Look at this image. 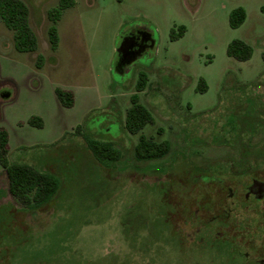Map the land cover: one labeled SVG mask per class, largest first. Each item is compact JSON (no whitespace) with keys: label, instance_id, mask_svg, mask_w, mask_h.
<instances>
[{"label":"rangeland","instance_id":"1","mask_svg":"<svg viewBox=\"0 0 264 264\" xmlns=\"http://www.w3.org/2000/svg\"><path fill=\"white\" fill-rule=\"evenodd\" d=\"M22 1L38 48L17 52L0 22V130L10 163L51 174L60 188L49 204L23 210L0 166V264H252L236 255L227 224L206 218L210 176L237 156L226 146L252 131L264 139V0H74L56 24L55 51L48 11L59 0ZM238 7L245 21L232 29ZM143 28L154 50L122 66L123 36ZM234 40L251 48L249 60L228 57ZM56 89L72 95L71 107ZM134 94L152 123L133 135L125 117ZM141 136L167 154L136 160ZM90 141L113 143L121 159L99 163Z\"/></svg>","mask_w":264,"mask_h":264},{"label":"trees","instance_id":"2","mask_svg":"<svg viewBox=\"0 0 264 264\" xmlns=\"http://www.w3.org/2000/svg\"><path fill=\"white\" fill-rule=\"evenodd\" d=\"M74 5V0H59L58 6L48 11L50 26L48 39L51 49L58 47L59 37L56 24L62 16V12ZM264 12V8H262ZM245 21V11L238 7L229 15V26L232 29L239 28ZM0 22L13 33L14 48L19 53H33L38 48L37 37L29 25V8L22 0H0ZM181 37L184 28H179ZM228 57L244 62L252 55L251 48L240 40L232 41L227 47ZM41 59V58H39ZM40 67V64H37ZM146 80L141 76L137 82V92L144 90ZM56 96L64 107L73 104L72 95L62 90H55ZM132 107L125 117V129L130 134H138L143 128L152 123V118L147 110L139 105L138 95L131 97ZM34 119L31 120L33 122ZM40 123V121H39ZM40 126V124L38 125ZM8 136L0 130V166L5 171L8 180V192L17 205L23 210L33 211L43 205L52 202L59 192L60 183L51 174L40 172L25 164L10 163L7 159ZM88 149L94 158L103 165H115L121 159V153L113 143L90 141ZM168 152L165 143H156L152 138L141 136L138 144L134 147V156L138 161H151L164 157Z\"/></svg>","mask_w":264,"mask_h":264},{"label":"flooded vegetation","instance_id":"3","mask_svg":"<svg viewBox=\"0 0 264 264\" xmlns=\"http://www.w3.org/2000/svg\"><path fill=\"white\" fill-rule=\"evenodd\" d=\"M126 36L129 50L120 54L119 62L122 66L134 63L137 57L140 58L145 52L155 48V41L149 32L132 30L123 37ZM258 134V131H252L251 134H246L247 141L237 142L239 145L236 147L226 146L227 149H236L237 156L228 158L226 155L220 177L213 174L210 176V205L215 202V208L211 206L214 216L208 215L206 218L207 223L211 220L227 224L225 233L232 239L230 242L237 245L236 255L244 260L251 259L252 264H264V139L254 142ZM244 213L251 214L250 220ZM233 214H239L242 218L240 231H236L241 225L235 223L236 215ZM244 228L249 230L248 233L251 232V235H245L246 238L240 236L244 233ZM247 238L249 242L245 244ZM245 245L252 246L255 252L250 254L245 250Z\"/></svg>","mask_w":264,"mask_h":264},{"label":"water","instance_id":"4","mask_svg":"<svg viewBox=\"0 0 264 264\" xmlns=\"http://www.w3.org/2000/svg\"><path fill=\"white\" fill-rule=\"evenodd\" d=\"M127 37L128 36H126V38L123 37L122 40H121V42H120V44H119V46H118L117 52L119 53V55L121 53H125L127 50H129V47H128V38ZM8 97H9V95H5L4 96V98H8Z\"/></svg>","mask_w":264,"mask_h":264},{"label":"crops","instance_id":"5","mask_svg":"<svg viewBox=\"0 0 264 264\" xmlns=\"http://www.w3.org/2000/svg\"><path fill=\"white\" fill-rule=\"evenodd\" d=\"M140 31H142V32H149V30H147L146 28H143ZM8 140H9V137H8Z\"/></svg>","mask_w":264,"mask_h":264}]
</instances>
